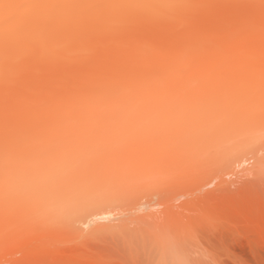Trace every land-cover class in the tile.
<instances>
[{"label":"bare ground","instance_id":"obj_1","mask_svg":"<svg viewBox=\"0 0 264 264\" xmlns=\"http://www.w3.org/2000/svg\"><path fill=\"white\" fill-rule=\"evenodd\" d=\"M263 52L264 0H0V176L8 179L0 183V199L22 187L28 208H34L45 190H67L76 179H85L86 184L95 175L109 174L121 166L123 175L130 158L141 157L133 149L123 155L118 147L110 154L99 153L95 145L100 139L107 144L117 137L125 145L143 132L155 137L156 146L165 151L190 149L199 136V119L214 110L198 99L212 81L206 60ZM201 59L205 60L200 63ZM193 66L195 74L191 73ZM211 85L210 96L216 88ZM139 90V99L124 97L137 95ZM164 98L168 104L163 101L160 112L149 117L151 107ZM222 109L226 111L221 106L218 113H224ZM44 124L50 130L40 129ZM61 126L65 134L73 135L71 140L58 138ZM84 129H90L88 138L77 140L75 134ZM46 135H52L48 142L42 138ZM38 147L44 148L42 152ZM257 152L264 156V144ZM255 160L256 154L243 157L236 167L247 175ZM58 161L65 167L52 178V171L61 166ZM238 170L232 171L238 176ZM146 176L148 180L159 178L157 174ZM136 179L133 176L130 182ZM107 196H111L108 188L97 197L107 201ZM59 198L67 204L77 197ZM101 201L78 218L79 229L108 225L119 215L120 211L107 210ZM164 209L155 212L161 216L168 210ZM1 228L0 234L6 230L12 237L21 230L14 222Z\"/></svg>","mask_w":264,"mask_h":264},{"label":"rangeland","instance_id":"obj_2","mask_svg":"<svg viewBox=\"0 0 264 264\" xmlns=\"http://www.w3.org/2000/svg\"><path fill=\"white\" fill-rule=\"evenodd\" d=\"M224 58L229 64L225 81L221 84L209 74L214 84L212 87L209 82L211 88L216 87L214 93L211 91L214 96L208 94L210 85L209 88L205 85L208 92L199 94L198 99L201 97L214 110L209 117L199 119V136L190 149L179 152L174 148L171 153L167 148L165 151L156 146L152 140L155 137L143 132H137L125 145L119 143L117 137L107 140V144L100 139L97 146L94 144L99 153L110 154L118 147L123 155L133 149L141 157H131L130 167L127 172H122L123 175L120 174L121 166L116 171L107 172L103 175L105 177L93 175L92 181L86 184L85 179L79 178L73 185L69 184L67 190L63 186L59 190H45L34 208H28L27 192L22 187V191L18 192L17 188L16 193L11 192L13 195L10 193L0 199L1 229H5L8 222H14L24 231L21 233L20 230L16 237H12L2 230L0 264H264V156L257 152L264 144V52L232 58L216 55L206 60L207 68ZM202 60L205 59L200 63ZM194 67L192 74H195ZM210 78H206L207 81ZM136 92L140 93L124 97L139 99L141 90ZM162 102L168 104L164 98L155 107L153 105L149 117L160 112ZM213 102L216 108L212 107ZM221 106L226 109L221 110L224 113H218ZM108 121L110 123L111 119ZM46 124L40 129L50 130V125ZM62 129L63 126L58 138L71 140L73 135L68 131L65 134ZM89 131H78L75 138L85 140ZM42 138L48 142L52 135ZM43 149L38 147L36 150L42 152ZM253 154H256L253 168L247 175L239 172L236 161ZM57 163L61 166L52 171V178L65 167L61 161ZM92 169L96 171V168ZM236 169L238 176L232 171ZM75 170L68 174H74ZM229 170L232 175H227ZM109 171H112L111 167ZM148 174H157L159 178L148 180ZM133 176L138 179L130 182ZM0 177L1 184L8 180L5 175ZM106 180L110 182L105 183ZM88 187L92 191L87 192ZM107 188L111 196H107V201L105 197L102 199L105 206L108 205L107 210L120 211L118 218L108 225H94L95 228L82 231L77 226L78 221L94 204L100 203V192ZM2 192L1 189L0 194ZM61 195L66 201L75 196L76 202L67 201L65 204V199L59 198ZM103 201L101 205H104ZM165 207L168 208L167 211L164 209L166 214H156ZM151 212H154L153 217ZM118 220L124 224H119ZM3 249L14 253L5 254Z\"/></svg>","mask_w":264,"mask_h":264},{"label":"snow or ice","instance_id":"obj_3","mask_svg":"<svg viewBox=\"0 0 264 264\" xmlns=\"http://www.w3.org/2000/svg\"><path fill=\"white\" fill-rule=\"evenodd\" d=\"M228 71L229 64L225 58L209 68L210 74L213 75L221 84L225 81Z\"/></svg>","mask_w":264,"mask_h":264}]
</instances>
